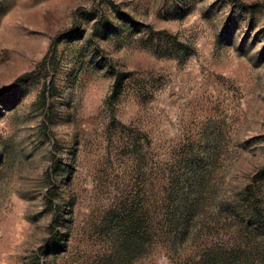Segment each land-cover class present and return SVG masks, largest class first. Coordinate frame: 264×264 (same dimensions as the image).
Instances as JSON below:
<instances>
[{
    "label": "rangeland",
    "instance_id": "1",
    "mask_svg": "<svg viewBox=\"0 0 264 264\" xmlns=\"http://www.w3.org/2000/svg\"><path fill=\"white\" fill-rule=\"evenodd\" d=\"M0 264H264V0H0Z\"/></svg>",
    "mask_w": 264,
    "mask_h": 264
}]
</instances>
